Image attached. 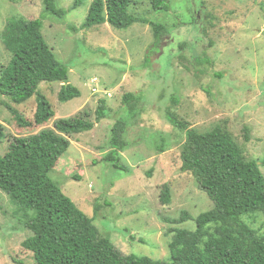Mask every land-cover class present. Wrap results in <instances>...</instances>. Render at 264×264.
<instances>
[{
	"label": "rangeland",
	"instance_id": "obj_1",
	"mask_svg": "<svg viewBox=\"0 0 264 264\" xmlns=\"http://www.w3.org/2000/svg\"><path fill=\"white\" fill-rule=\"evenodd\" d=\"M74 1L55 0L56 8L66 11L58 19L44 14L41 0H0V67L10 59L2 43L6 21L40 19L45 43L68 69L69 84L80 91L79 98L60 103L61 84L41 83L39 91L54 115L49 125L30 131L18 128L0 101L5 135L0 154L7 152L14 138L52 128L57 119L85 112L95 123L98 101L105 100L106 118L91 131L69 138L68 150L50 177L79 210L93 217L100 234L109 237L122 255L167 262L168 229L176 226L166 220L179 219L186 212L192 220L178 226L193 231L195 218L210 210L212 202L190 174L180 171L185 133L165 121V109L171 107L198 132L218 125L226 128L246 160L264 162V0H199L194 5L191 0H168V12L152 11L149 0H136L132 13L167 29L152 50L153 35L147 25L134 24L127 30L109 24L79 29L93 0L67 11ZM127 93L141 98L132 117L122 104ZM9 104L32 121L35 97ZM118 119L127 121L128 146L119 154L120 168L114 169L103 159L111 151V129ZM260 171L264 176V167ZM75 176L80 180H73ZM164 184L170 186L168 206L159 201ZM243 221L264 235L261 214H248ZM29 236L21 214L0 192V264H35L32 254L21 247Z\"/></svg>",
	"mask_w": 264,
	"mask_h": 264
},
{
	"label": "trees",
	"instance_id": "obj_2",
	"mask_svg": "<svg viewBox=\"0 0 264 264\" xmlns=\"http://www.w3.org/2000/svg\"><path fill=\"white\" fill-rule=\"evenodd\" d=\"M84 1L75 0L67 11L75 10ZM41 3L46 15L61 19L66 13L56 8L55 0H41ZM149 3L152 11L170 10L168 0H149ZM135 4L136 0H93L79 29L109 24L114 29L127 30L134 24L147 25L154 40L149 50L157 48L167 29L132 13L130 8ZM41 28L40 19L10 17L2 35L10 59L0 67V101L22 131L49 125L53 118L49 103L39 91L41 83L61 84L57 93L60 103L80 97V91L69 84L68 69L58 63L45 43ZM32 97H35L36 108L29 121L9 103L23 104ZM140 102L137 94L127 93L122 97L123 107L130 117L136 114ZM172 103L178 104L175 97ZM107 111L105 100L100 99L95 123L106 118ZM88 116L83 112L72 118L54 120L52 128L14 138L7 152L0 154V192L9 198L16 213L21 214L23 226L31 232L21 247L32 254L35 264H264V235H259L243 221L248 214L259 213L264 217V176L260 171L264 162L246 160L226 128L218 125L198 132L171 111V107L165 109V121L185 133L180 171L194 178L198 188L212 202V208L193 219V231L178 226L192 220L186 212H182L179 219L166 220L176 226L168 229L171 240L167 262L134 254L122 255L109 237L100 234L93 217L79 210L50 177V172L68 150L69 138L94 128L95 123L90 122ZM127 126V121L118 119L111 129V151L103 160L114 169L120 168L119 154L128 146L124 139ZM4 137L0 124V141ZM73 180L80 178L75 176ZM159 201L163 206L170 204L168 184L161 186ZM98 210L95 205L94 216ZM129 238L135 240L133 236ZM137 241L145 243L144 239Z\"/></svg>",
	"mask_w": 264,
	"mask_h": 264
},
{
	"label": "flooded vegetation",
	"instance_id": "obj_3",
	"mask_svg": "<svg viewBox=\"0 0 264 264\" xmlns=\"http://www.w3.org/2000/svg\"><path fill=\"white\" fill-rule=\"evenodd\" d=\"M191 1H192L193 5H194V2H196V1H198V2H199V0H191Z\"/></svg>",
	"mask_w": 264,
	"mask_h": 264
}]
</instances>
